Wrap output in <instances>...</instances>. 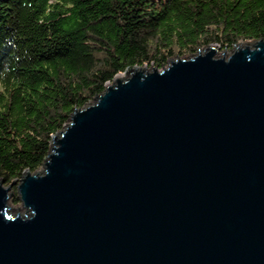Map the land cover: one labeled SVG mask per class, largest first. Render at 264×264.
I'll use <instances>...</instances> for the list:
<instances>
[{"label":"water","instance_id":"obj_1","mask_svg":"<svg viewBox=\"0 0 264 264\" xmlns=\"http://www.w3.org/2000/svg\"><path fill=\"white\" fill-rule=\"evenodd\" d=\"M219 48L117 74L0 179V264H264V39Z\"/></svg>","mask_w":264,"mask_h":264},{"label":"trees","instance_id":"obj_2","mask_svg":"<svg viewBox=\"0 0 264 264\" xmlns=\"http://www.w3.org/2000/svg\"><path fill=\"white\" fill-rule=\"evenodd\" d=\"M259 39L264 0H0V179L37 172L117 74Z\"/></svg>","mask_w":264,"mask_h":264},{"label":"rangeland","instance_id":"obj_3","mask_svg":"<svg viewBox=\"0 0 264 264\" xmlns=\"http://www.w3.org/2000/svg\"><path fill=\"white\" fill-rule=\"evenodd\" d=\"M245 42H252V41H245ZM220 47V46H219ZM206 47H200L199 48V50L201 51V52H203L204 51V49H205ZM225 50H227V53H231V51L233 50V49H230V48H228V49H224V50H222L221 49V47L218 49V52H217V57H219V56H221L222 55V53L225 51ZM174 57H177V56H174ZM183 57H189V55H186V56H183ZM169 65V62L165 65V66H163V67H167ZM147 67L150 69V68H152V67H149L148 66V64H147ZM163 67H158L160 70H162L163 69ZM37 172H40V173H42L43 172V167H41ZM19 179V178H18ZM9 185H7V184H5V187H8ZM12 191L14 192V194L12 195V197H11V199H10V201H9V205L11 206V207H13V208H15V210L16 211H19V210H22V213L24 212V204H23V202L21 201V199H20V195H19V193H18V189H17V186H14L13 187V189H12Z\"/></svg>","mask_w":264,"mask_h":264}]
</instances>
